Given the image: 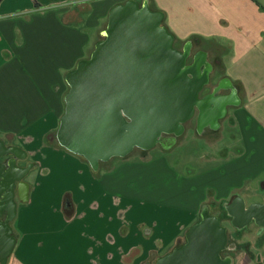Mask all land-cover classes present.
Listing matches in <instances>:
<instances>
[{"label":"crops","instance_id":"crops-1","mask_svg":"<svg viewBox=\"0 0 264 264\" xmlns=\"http://www.w3.org/2000/svg\"><path fill=\"white\" fill-rule=\"evenodd\" d=\"M126 1L0 0V264H152L185 246L202 210L219 219L226 245H238L219 251L227 264H264V0H135L160 12L174 47L188 48L192 61L202 56L208 69L202 105L182 133L194 131L211 147L203 167L178 171L162 156L148 158L150 148L145 159L101 171L60 144L66 76L77 66L67 60L87 59L112 2ZM98 9L105 12L93 47L81 57L72 38ZM181 135L162 150L172 151ZM14 148L17 166L28 165L17 179L8 163ZM129 177L148 178L150 187L128 189Z\"/></svg>","mask_w":264,"mask_h":264},{"label":"water","instance_id":"water-1","mask_svg":"<svg viewBox=\"0 0 264 264\" xmlns=\"http://www.w3.org/2000/svg\"><path fill=\"white\" fill-rule=\"evenodd\" d=\"M162 18L147 3L114 5L104 38L66 76L70 89L58 139L95 168L134 147L150 149L164 135H180L202 105L199 93L208 69L200 71L198 61L188 64L190 50L174 47ZM21 175L16 171L15 178ZM226 239L219 219L204 215L176 254H218Z\"/></svg>","mask_w":264,"mask_h":264},{"label":"rangeland","instance_id":"rangeland-1","mask_svg":"<svg viewBox=\"0 0 264 264\" xmlns=\"http://www.w3.org/2000/svg\"><path fill=\"white\" fill-rule=\"evenodd\" d=\"M116 3L117 2H112V5H116ZM142 4H143L142 2H139V5H142ZM103 8L104 7H101V9ZM104 12H102V10L100 9L97 10L95 16L91 18V20H89L90 22L89 27L86 30H84V34L78 35L77 41H76V36H73L72 38L73 40L71 41L72 50H78L81 53L80 55L81 57L86 56V52L93 47V44H94L93 38H96V35H97V32H96L97 26L95 25V22L97 21L96 17H99L101 14L103 15ZM82 16H83L82 18H85V19L88 18L87 13L85 14L82 13ZM108 19H109V14H108ZM102 26L104 29H106L107 23L106 22L103 23ZM62 37L64 40L67 39L65 35H62ZM87 38H88V44H86L87 46L81 49V42L86 41ZM103 38H104V35L101 34L100 39L102 40ZM96 44H97V41L94 44V46H96ZM176 45L179 47H182L181 43H177ZM64 49H68V48L65 46ZM91 52L92 51L90 50L88 51L86 58L90 57ZM82 59H84V57ZM82 59L80 58L78 61L75 62V60H73V57L69 56V59L67 60V62L74 63V67H75ZM191 61H192V57L188 58L187 62H191ZM64 104L66 106V95L64 97ZM204 116H205V119H211L214 117L213 115H210V114L204 115ZM189 124L190 122L186 124V127H188ZM205 141H206L205 139H202L196 136L194 131L188 130L186 131V133L182 134L178 138L177 145L172 151H163L161 148V145L157 144V146L152 147L148 151V158L153 159L155 157L162 156L168 163H170L178 171L179 170L181 171L185 170V171H190V172L195 171V169H198V167H200L201 165L203 167L204 165L205 160L200 159L201 156H203L205 152L211 151V147ZM78 157L82 159L85 158L84 156L79 155V154H78ZM142 158L144 159L147 158L146 150L145 149L141 150L140 148L135 147L133 151L129 153L127 156L125 157L114 156L110 158L108 162L104 163L101 161L98 167L101 166V171L102 170L104 171L114 170V168H117L118 165H120L122 161L126 162V161H131L133 159L140 160ZM124 159H127V160H124ZM36 174L37 173L33 171V173L30 176H28L29 181H32V183L35 182ZM148 183H150L148 178L146 179L143 177V180L141 179L135 180L129 177V179L125 181L124 187H127L128 189L142 188L143 190H146L147 188L150 187L148 186ZM152 189H155V188H152ZM166 198H167L166 196H160L159 194L157 195V202L159 204L161 203L166 204L167 203Z\"/></svg>","mask_w":264,"mask_h":264},{"label":"flooded vegetation","instance_id":"flooded-vegetation-1","mask_svg":"<svg viewBox=\"0 0 264 264\" xmlns=\"http://www.w3.org/2000/svg\"><path fill=\"white\" fill-rule=\"evenodd\" d=\"M187 49L188 48H184L182 51H185ZM197 61L199 62V66H198L199 70L204 71L206 69V67L200 66V63H202V56L196 55V57H194L191 64H195ZM183 131H184V127H183ZM183 131H182V133H183ZM176 138H177V136H174L173 134H167V135L163 136L161 142L158 144H160L161 146H167L170 142L174 141ZM141 149H143V148H141ZM14 150H15V155L13 158H10L8 163H9V167L11 168V170L13 171L14 176H15L16 171H22V172L26 171L28 165L27 166H17V164L15 162H16V159L21 156V151L18 148H14ZM1 152H2V149L0 146V153ZM231 210L235 215L234 223H236L237 225H242L246 220L244 213L238 209L237 204L232 205ZM9 214L12 215V212H9ZM204 215H207V213L205 210H202V213L200 215L201 218L196 223L201 222L203 220ZM258 220L260 222L264 223V216H262V215L258 216ZM188 243H189V241L186 242V244H184V245H187ZM179 247H182V245ZM237 247H238L237 244L230 243L229 245L225 244L222 249L225 250L228 248V249L235 250ZM246 253L247 254H244L243 258L246 262H249L252 259L251 254H249V251H246ZM228 260L230 261V258L228 256H224L221 254H196V255L176 254V250H175V251H172V252L167 253V254L159 255L154 260V262L152 264H227ZM254 264H258V263H254Z\"/></svg>","mask_w":264,"mask_h":264}]
</instances>
